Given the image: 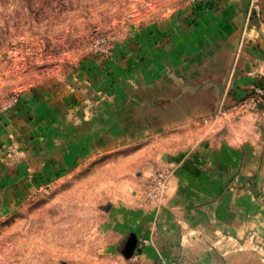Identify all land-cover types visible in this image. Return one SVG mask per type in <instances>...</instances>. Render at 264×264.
Segmentation results:
<instances>
[{
	"label": "crops",
	"instance_id": "1",
	"mask_svg": "<svg viewBox=\"0 0 264 264\" xmlns=\"http://www.w3.org/2000/svg\"><path fill=\"white\" fill-rule=\"evenodd\" d=\"M117 40L107 61L85 57L0 114V215L96 155L158 140L180 168L171 193L159 210L110 208L107 261L264 264V106L236 109L264 88V0L185 6ZM221 110L228 132L197 140Z\"/></svg>",
	"mask_w": 264,
	"mask_h": 264
},
{
	"label": "rangeland",
	"instance_id": "2",
	"mask_svg": "<svg viewBox=\"0 0 264 264\" xmlns=\"http://www.w3.org/2000/svg\"><path fill=\"white\" fill-rule=\"evenodd\" d=\"M207 1L0 0V114L85 57L107 61L127 29ZM224 112L203 117L197 140L228 132L235 117ZM158 143L96 155L50 187L10 202L0 215V264H111L102 247L110 208L130 203L159 210L171 193L179 164L171 153H153ZM226 240L231 236L221 234L215 243ZM258 245L263 253L264 242Z\"/></svg>",
	"mask_w": 264,
	"mask_h": 264
},
{
	"label": "built area",
	"instance_id": "3",
	"mask_svg": "<svg viewBox=\"0 0 264 264\" xmlns=\"http://www.w3.org/2000/svg\"><path fill=\"white\" fill-rule=\"evenodd\" d=\"M264 106V88L256 87L254 89V95L243 99L237 106L236 109L240 111H256L260 107ZM264 247V246H263ZM264 254V251H263Z\"/></svg>",
	"mask_w": 264,
	"mask_h": 264
}]
</instances>
